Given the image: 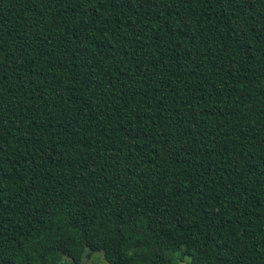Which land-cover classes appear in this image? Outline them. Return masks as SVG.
<instances>
[{"label":"trees","instance_id":"obj_1","mask_svg":"<svg viewBox=\"0 0 264 264\" xmlns=\"http://www.w3.org/2000/svg\"><path fill=\"white\" fill-rule=\"evenodd\" d=\"M264 264V0H0V264Z\"/></svg>","mask_w":264,"mask_h":264},{"label":"rangeland","instance_id":"obj_2","mask_svg":"<svg viewBox=\"0 0 264 264\" xmlns=\"http://www.w3.org/2000/svg\"><path fill=\"white\" fill-rule=\"evenodd\" d=\"M82 264H105L102 256L99 253H91V255L82 261ZM184 264V263H180Z\"/></svg>","mask_w":264,"mask_h":264}]
</instances>
